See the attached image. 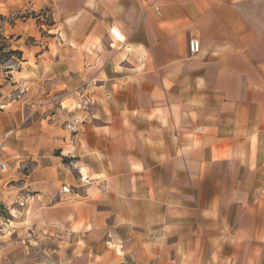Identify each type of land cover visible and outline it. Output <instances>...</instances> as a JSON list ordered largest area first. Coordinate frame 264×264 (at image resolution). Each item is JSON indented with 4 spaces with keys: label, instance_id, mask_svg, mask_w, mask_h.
I'll list each match as a JSON object with an SVG mask.
<instances>
[{
    "label": "crops",
    "instance_id": "0c3cea01",
    "mask_svg": "<svg viewBox=\"0 0 264 264\" xmlns=\"http://www.w3.org/2000/svg\"><path fill=\"white\" fill-rule=\"evenodd\" d=\"M40 7L0 73L3 263L264 264V0Z\"/></svg>",
    "mask_w": 264,
    "mask_h": 264
},
{
    "label": "rangeland",
    "instance_id": "374dc122",
    "mask_svg": "<svg viewBox=\"0 0 264 264\" xmlns=\"http://www.w3.org/2000/svg\"><path fill=\"white\" fill-rule=\"evenodd\" d=\"M49 24L46 12L40 7V0H0V32L9 39L14 50L30 49L35 43H42L40 33L45 29L43 25ZM35 36V37H34ZM14 67V69H13ZM19 69L17 60L0 64V73ZM2 80L11 82L10 75H4ZM13 97V93L10 94ZM2 109V108H0ZM5 180L0 183V264L8 260V248L13 242V200L3 199L7 195V187L13 182L12 172L8 168Z\"/></svg>",
    "mask_w": 264,
    "mask_h": 264
},
{
    "label": "trees",
    "instance_id": "16d2710c",
    "mask_svg": "<svg viewBox=\"0 0 264 264\" xmlns=\"http://www.w3.org/2000/svg\"><path fill=\"white\" fill-rule=\"evenodd\" d=\"M23 53L20 50H14L7 39L0 32V64H5L9 61L17 60V62L22 61ZM11 68H9L10 70ZM8 72V71H7Z\"/></svg>",
    "mask_w": 264,
    "mask_h": 264
},
{
    "label": "built area",
    "instance_id": "2783aa9c",
    "mask_svg": "<svg viewBox=\"0 0 264 264\" xmlns=\"http://www.w3.org/2000/svg\"><path fill=\"white\" fill-rule=\"evenodd\" d=\"M157 14L160 15L159 10H157ZM202 46H201V42L199 39L193 38L189 41V52L191 55H197L201 52ZM70 128H72V126H69ZM8 171V166L5 162H0V172L2 174L7 173ZM65 191H67V189H64ZM35 201V198L31 195H27L25 197H23L22 201L18 203V206L20 207H25L30 203H33Z\"/></svg>",
    "mask_w": 264,
    "mask_h": 264
}]
</instances>
